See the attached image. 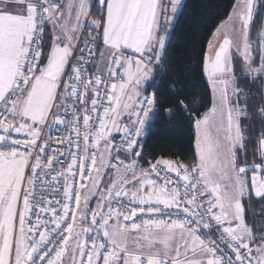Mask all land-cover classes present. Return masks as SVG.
I'll return each mask as SVG.
<instances>
[{"label": "snow or ice", "instance_id": "snow-or-ice-1", "mask_svg": "<svg viewBox=\"0 0 264 264\" xmlns=\"http://www.w3.org/2000/svg\"><path fill=\"white\" fill-rule=\"evenodd\" d=\"M181 5L0 0V264H264V227L246 222V202L264 201V136L261 162L241 161L236 75L239 58L264 76L257 0H236L203 55L212 100L194 120L195 160L131 159Z\"/></svg>", "mask_w": 264, "mask_h": 264}, {"label": "trees", "instance_id": "trees-1", "mask_svg": "<svg viewBox=\"0 0 264 264\" xmlns=\"http://www.w3.org/2000/svg\"><path fill=\"white\" fill-rule=\"evenodd\" d=\"M236 0H184L166 42L161 64L154 69L147 89L155 91L154 116L143 134L144 159H171L191 164L195 160L194 120L211 106V91L202 72L203 55L215 29L229 16ZM258 15L254 16L257 25ZM50 47V43L47 45ZM45 52V57H46ZM238 86L247 96L245 127L247 162H261L259 140L264 136L263 77L255 82L237 74ZM168 110H171L169 112ZM246 222L257 234L264 227V201L246 202Z\"/></svg>", "mask_w": 264, "mask_h": 264}, {"label": "rangeland", "instance_id": "rangeland-1", "mask_svg": "<svg viewBox=\"0 0 264 264\" xmlns=\"http://www.w3.org/2000/svg\"><path fill=\"white\" fill-rule=\"evenodd\" d=\"M183 1L184 0H182V3H183ZM165 2H167V0H165ZM235 3H236V1H235ZM232 10H233V8H232ZM232 10H231V12H232ZM179 11H180V9H179ZM179 11H178V13H179ZM230 12V13H231ZM177 13V14H178ZM177 14H176V16H177ZM256 14L258 15L257 17H258V19H257V21H258V23H257V25H255V22H253L252 23V26H251V28H250V38L254 41V43H253V59L255 60V62H256V64L258 65L259 64V45H258V43H256V41L258 40V33L260 32V30H261V26H264V0H257V8H256ZM176 18V17H175ZM228 18V17H227ZM227 18H226V20H224L223 22H221L220 23V25L215 29V32L217 31V29H219L220 27H221V25L222 24H224L226 21H227ZM254 21V20H253ZM173 25H174V22H172V24H171V28H170V30L172 29V27H173ZM170 30H168V32H167V40H168V38H169V35H170ZM164 31V28L162 27V32ZM223 31V30H222ZM210 40H212V41H215V38H214V36H213V34H212V36L210 37V39H209V41ZM209 43V42H208ZM207 51V50H206ZM236 64H237V67H236V75L237 74H239V73H241L243 76H245L244 74H243V72H242V68H241V64H242V61L239 59V58H236ZM159 65V64H158ZM158 65H156L155 67H157ZM205 77V76H204ZM263 77V86H264V76H262ZM206 78V77H205ZM206 82H207V79H206ZM207 85H208V88L210 89V91H211V88H210V85L208 84V82H207ZM264 89V88H263ZM263 98H264V93H263ZM211 100H212V93H211ZM241 106L243 107V103H241ZM211 107V106H210ZM208 110V109H207ZM206 110V111H207ZM205 111V112H206ZM204 112V113H205ZM203 113V114H204ZM202 114V115H203ZM150 116V115H149ZM146 127H147V121H146V124H145V126L143 127V129H142V131H141V134L145 131V129H146ZM241 127H242V129L243 130H245V127L241 124ZM194 135H195V128H194ZM244 140H245V138H244ZM240 151V160L241 161H243L244 159H245V155H244V153H245V151H246V149H243V150H239ZM109 171V173L112 171L111 169H109L108 170ZM104 179H105V183H107V181H108V179H109V176L108 175H105V177H104ZM92 207H95V201H93L92 202Z\"/></svg>", "mask_w": 264, "mask_h": 264}, {"label": "built area", "instance_id": "built-area-1", "mask_svg": "<svg viewBox=\"0 0 264 264\" xmlns=\"http://www.w3.org/2000/svg\"><path fill=\"white\" fill-rule=\"evenodd\" d=\"M91 71H94V69H90ZM148 94V93H147ZM149 95H151L150 93H149ZM145 132V131H144ZM144 132L140 135V137L139 138H137V144H136V147H135V151H139V152H141V149H140V147H141V144H142V140H143V134H144ZM63 132H55L54 133V137H56V136H59V137H61V138H63ZM117 142H119V141H117ZM54 147H59V144H55V145H53ZM131 159H133V160H137V163H138V165L140 166V167H143V168H148L149 167V162H152V163H154L156 160H150V159H144V157H143V155H142V152H141V156L139 157V158H136L134 155L131 157ZM169 160H171V159H169ZM174 161H176V160H174ZM181 162V161H180ZM181 163H183V162H181ZM184 164H186V163H184ZM37 187L39 188V184L37 185ZM205 219H207V217H205ZM201 231H202V233L203 232H205V231H207V232H210V234H211V236L214 238V239H219V237L216 235V233H215V230L214 229H209V230H204V229H201Z\"/></svg>", "mask_w": 264, "mask_h": 264}, {"label": "crops", "instance_id": "crops-1", "mask_svg": "<svg viewBox=\"0 0 264 264\" xmlns=\"http://www.w3.org/2000/svg\"><path fill=\"white\" fill-rule=\"evenodd\" d=\"M173 22H175V21H173ZM163 57H164V56H163ZM162 60H163V58H162ZM160 64H161V63H160ZM160 64H159V65H160ZM159 65H158V66H159ZM154 69H155V68H154ZM153 113H154V110L150 113V116H149V118H148V120H147V127H148V125L150 124V121L152 120V117L154 116ZM147 127H146V128H147ZM145 130H146V129H145Z\"/></svg>", "mask_w": 264, "mask_h": 264}, {"label": "flooded vegetation", "instance_id": "flooded-vegetation-1", "mask_svg": "<svg viewBox=\"0 0 264 264\" xmlns=\"http://www.w3.org/2000/svg\"><path fill=\"white\" fill-rule=\"evenodd\" d=\"M250 175V174H249Z\"/></svg>", "mask_w": 264, "mask_h": 264}]
</instances>
